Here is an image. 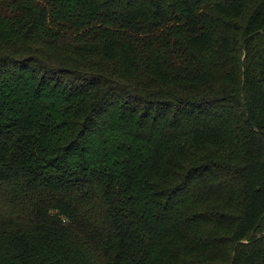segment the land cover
Listing matches in <instances>:
<instances>
[{
  "label": "trees",
  "instance_id": "1",
  "mask_svg": "<svg viewBox=\"0 0 264 264\" xmlns=\"http://www.w3.org/2000/svg\"><path fill=\"white\" fill-rule=\"evenodd\" d=\"M0 264H264V0H0Z\"/></svg>",
  "mask_w": 264,
  "mask_h": 264
}]
</instances>
